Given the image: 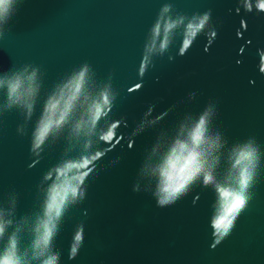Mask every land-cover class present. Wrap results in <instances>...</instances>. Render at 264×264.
I'll return each instance as SVG.
<instances>
[{"label": "water", "instance_id": "water-1", "mask_svg": "<svg viewBox=\"0 0 264 264\" xmlns=\"http://www.w3.org/2000/svg\"><path fill=\"white\" fill-rule=\"evenodd\" d=\"M252 3L12 0L0 20V252L15 234L29 264H41L32 245L50 191L83 177L44 254L58 264H264V12ZM82 71L78 98L60 100L68 119L33 147L48 102ZM17 76L25 94L13 100ZM103 99L93 122L91 105ZM206 109L214 182L201 175L161 207L158 169ZM246 144L258 157L250 198L217 244L216 185L236 186L235 153ZM68 162L76 167L60 177Z\"/></svg>", "mask_w": 264, "mask_h": 264}, {"label": "clouds", "instance_id": "clouds-1", "mask_svg": "<svg viewBox=\"0 0 264 264\" xmlns=\"http://www.w3.org/2000/svg\"><path fill=\"white\" fill-rule=\"evenodd\" d=\"M12 0H0V20H4L7 17ZM264 0H255V8L257 11L264 12ZM245 9L252 10V0H245ZM167 10V9H165ZM207 20V14L201 19L199 24H192L190 28L195 27L196 30L202 27L203 23ZM173 27L172 23L166 25V31ZM159 26L157 25V30ZM189 28V29H190ZM195 30V31H196ZM34 76V74H33ZM33 76H29L28 80L31 81ZM2 83V82H0ZM24 81L19 77H15L8 81V94L13 100H19L25 94L23 88ZM78 84V88L75 86ZM83 85V71L70 81L66 86V90H62L59 97L52 98L50 101L55 104V107L50 106V101L47 104L45 115L40 121L36 132L33 147H39L43 140L48 136L53 128L61 126L69 117V113L72 108L68 107L65 111V107L60 104V100L63 97L74 94L79 96L81 87ZM31 91V86L27 89ZM107 100L103 99V103L94 102L91 105L90 112L93 122H95L103 111V107L107 104ZM59 106V107H58ZM63 109L62 111L60 109ZM209 111L206 109L204 114L200 117L196 126L200 127V134L198 139L191 137L187 139H177L175 143L169 149L163 164L159 167V184L157 190V203L163 207L175 203L183 194L188 186L199 176L204 177V183H213L214 177L212 170L207 160V151L203 147L206 143V124ZM203 124H200V121ZM79 128L80 125L78 124ZM257 148L251 144H246L241 147L235 153L233 167L237 170L236 186H224L217 184L216 192L218 194L219 207L216 213L211 219V226L213 229V235L215 242L218 244L225 237L229 235L234 222L240 213L245 209L249 201L248 188L251 185L254 176V168L257 162ZM76 165L66 163L62 168L58 169L59 176L62 177L64 171L67 168H73ZM78 182H74L69 185L64 181H61L59 185H54L50 191L49 199L46 205V219L41 222L40 228L37 230L38 235L33 241V252L35 256H43L41 264H58V254L44 255L47 251L49 243L53 235V229L55 227L54 220L60 215L62 207L68 197L75 196L78 191V183L83 177L77 178ZM221 189H225L229 195L225 197ZM54 200V202H53ZM227 207L232 209L231 212H227ZM226 214V219L223 224L217 226L216 220L223 214ZM5 229L4 223H0V235L3 234ZM82 239V238H81ZM80 241H76L73 246V253L75 248L79 245ZM27 253L21 254L18 242L15 234H13L0 252V264H29L27 260Z\"/></svg>", "mask_w": 264, "mask_h": 264}, {"label": "snow or ice", "instance_id": "snow-or-ice-1", "mask_svg": "<svg viewBox=\"0 0 264 264\" xmlns=\"http://www.w3.org/2000/svg\"><path fill=\"white\" fill-rule=\"evenodd\" d=\"M262 6H264V5H262ZM75 86H76L77 88L79 87L78 84L75 85ZM70 99H71V98H70ZM50 106L54 108V107H55V104H54V103H51ZM67 108H68V106L66 105V106H65V111L67 110ZM200 124H203V121H202V120L200 121ZM199 134H200V127H199V126H195V129H194V131H193V133H192V137H193L194 139H198V138H199ZM110 136H111V133H109V136H106L105 139H108ZM221 192H222V194H223L225 197H227V196L229 195V193H228L225 189H221ZM53 202H54V200H53ZM226 209H227V212H231V211H232V209H231L230 207H227V205H226ZM227 212H226L225 214L221 215V216L216 220V224H217V226H220L221 224H223L224 220L226 219V214H227Z\"/></svg>", "mask_w": 264, "mask_h": 264}]
</instances>
